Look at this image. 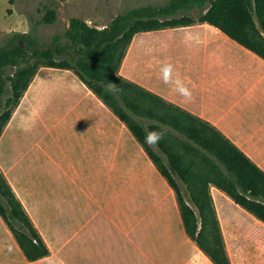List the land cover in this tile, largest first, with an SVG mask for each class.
I'll return each mask as SVG.
<instances>
[{
    "label": "crops",
    "instance_id": "1",
    "mask_svg": "<svg viewBox=\"0 0 264 264\" xmlns=\"http://www.w3.org/2000/svg\"><path fill=\"white\" fill-rule=\"evenodd\" d=\"M161 30L148 41H138L140 32L133 36L124 76L214 124L264 170V59L207 22ZM61 104L53 115L79 169L62 168L66 182L59 200L50 202V194L57 195L54 187L36 193L30 169L28 177L21 176L25 187L18 185L22 164L13 142L14 182L50 249L44 257L26 260L214 264L186 233L174 191L110 108L95 94L71 95ZM210 192L230 263L264 264V222L232 205L216 186ZM166 194L171 203L175 197L177 221L165 205Z\"/></svg>",
    "mask_w": 264,
    "mask_h": 264
},
{
    "label": "trees",
    "instance_id": "2",
    "mask_svg": "<svg viewBox=\"0 0 264 264\" xmlns=\"http://www.w3.org/2000/svg\"><path fill=\"white\" fill-rule=\"evenodd\" d=\"M44 2L36 24L56 21ZM197 9L199 13L192 15ZM207 22L264 59V0H167L129 7L99 27L71 16L63 32L42 42L35 31H13L0 43V135L40 65L71 69L130 129L175 193L188 236L214 264H231L211 185L264 222V170L214 124L120 73L133 36L141 31ZM118 91H109L110 85ZM164 130L158 145L150 130ZM0 216L28 260L50 249L0 170Z\"/></svg>",
    "mask_w": 264,
    "mask_h": 264
},
{
    "label": "rangeland",
    "instance_id": "3",
    "mask_svg": "<svg viewBox=\"0 0 264 264\" xmlns=\"http://www.w3.org/2000/svg\"><path fill=\"white\" fill-rule=\"evenodd\" d=\"M48 1L50 0H0V43H3L13 31L32 30L44 42L52 34L63 32L71 16H78L91 25L101 27L109 23L115 14L129 7L146 3H164L167 0H54L57 10L56 21L50 24H36V20L45 10L44 2ZM198 13L197 9L191 11L192 15ZM154 32H163V30L140 32L137 35L138 41L141 37L147 41L156 38L158 35ZM120 73L124 75V58ZM78 94L94 95L71 69L40 65L2 130L0 170L13 190L15 189L16 195L24 200L25 205H27L26 195L18 189L13 179L14 139L15 152L21 156L22 164L18 174V185L25 187L27 180L21 176L26 174L28 177L27 173L30 169L33 184L37 186L36 193L44 194L47 188L54 187L57 195H53L52 198L49 193L50 202L59 200L60 188L63 182H66L62 168L64 167L66 172H71L79 167L75 155L70 154L66 149L67 141L61 136L59 121H55L56 116L54 117L53 112L55 114L60 111V107L64 105L61 103H65L67 97ZM53 107L55 108L52 109ZM134 140L136 141L135 138ZM168 198L166 194L165 205L169 209L172 221H177L178 216L174 209L175 197L172 203ZM232 205L238 204L232 201ZM10 234L0 216V264H31Z\"/></svg>",
    "mask_w": 264,
    "mask_h": 264
},
{
    "label": "clouds",
    "instance_id": "4",
    "mask_svg": "<svg viewBox=\"0 0 264 264\" xmlns=\"http://www.w3.org/2000/svg\"><path fill=\"white\" fill-rule=\"evenodd\" d=\"M167 82V80L165 81ZM109 91L116 92L118 91V88L113 84L109 86ZM189 99L191 98L190 95L188 97ZM164 130H150L146 133L145 135V143L148 144L149 146L153 145H158L160 140L164 138Z\"/></svg>",
    "mask_w": 264,
    "mask_h": 264
},
{
    "label": "bare ground",
    "instance_id": "5",
    "mask_svg": "<svg viewBox=\"0 0 264 264\" xmlns=\"http://www.w3.org/2000/svg\"><path fill=\"white\" fill-rule=\"evenodd\" d=\"M14 190H15V189H14ZM20 190H21V189H20ZM17 194H18V193H17ZM20 194H21V193H20ZM19 198H20V197H19ZM22 200H23V199H22ZM21 202H22V201H21ZM24 205H25V204H24ZM25 206H26V205H25ZM26 207H27V206H26ZM26 207H25V208H26Z\"/></svg>",
    "mask_w": 264,
    "mask_h": 264
}]
</instances>
